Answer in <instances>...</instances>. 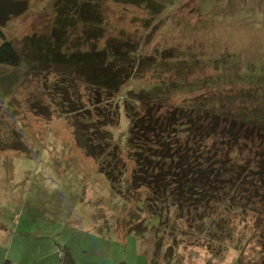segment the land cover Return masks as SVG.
<instances>
[{
    "label": "rangeland",
    "instance_id": "1",
    "mask_svg": "<svg viewBox=\"0 0 264 264\" xmlns=\"http://www.w3.org/2000/svg\"><path fill=\"white\" fill-rule=\"evenodd\" d=\"M61 1L25 0L26 11L4 26L6 40H0V62L11 64L15 46L25 38L50 36L56 5ZM149 1L156 0L100 1L102 38L92 46L100 50L111 38H115L113 44L138 43L135 56L147 61L121 88L114 103L102 99L98 105L103 115L115 119L106 130L119 146V161L125 165L119 170L125 183L121 191L131 181L135 167L123 147L131 123L122 101L127 92L163 83L176 85L172 107H187L214 96L234 98L240 91L236 87L230 90L217 82L204 88L199 81L216 74L211 63L227 54L241 59L240 68L248 62L264 63V0H158L162 6L156 13L149 9ZM72 28L70 33L78 37L85 27L78 22ZM78 48L91 49L90 45ZM22 58H16L15 63L19 64L15 68L21 73L20 82L11 96L0 101V264H63L67 252L74 264H262L258 263L263 259L258 242L249 238L251 232L245 229V216L227 204L221 207L216 203L204 217L199 213L189 216L185 206L182 210L173 207L163 223L155 219L150 223L146 212L129 208L132 201L115 191L99 173L96 162L75 144L70 123L78 117L87 123L85 115L65 117L70 102H64L56 76L47 70L49 65L35 70L38 61ZM159 59L168 61L169 66L157 64ZM182 84L192 87L186 89ZM74 88L66 90L70 97L75 93L80 97L83 106L77 105L78 109L94 113L96 108L89 100L95 101L96 92L84 85ZM239 103L235 99L227 103V109L235 110ZM103 115L95 117L103 121ZM59 185L71 192L70 196L64 193L69 199L72 193L79 195L68 216L69 203L51 204L60 200L51 198L52 192L62 196L54 189ZM133 193L132 197L145 201L150 192L142 187ZM215 214L223 215L227 223L237 222L232 241L223 239L218 227L223 221L216 220ZM251 216L246 218L255 224ZM135 230L142 231L143 237H136Z\"/></svg>",
    "mask_w": 264,
    "mask_h": 264
},
{
    "label": "trees",
    "instance_id": "2",
    "mask_svg": "<svg viewBox=\"0 0 264 264\" xmlns=\"http://www.w3.org/2000/svg\"><path fill=\"white\" fill-rule=\"evenodd\" d=\"M100 1L110 0H62L56 5L55 24L50 36L27 37L19 46L14 45L16 56L10 61L12 63L0 62V101L11 96L20 82L21 73L15 68L19 66L15 64L16 58L19 61H23L22 57L38 61L40 64L34 67L35 70L48 64L47 70L56 76L64 102H70L69 111L64 116L85 115L83 119L87 123L80 121L79 117L70 123L76 146L96 162L99 173L115 191L120 195L124 193L126 201H132L129 208L146 212L151 223L153 219L161 221L169 217L173 207L182 210L185 206L189 216L199 213L204 217L216 203L221 207L227 204L240 216H245L242 219L246 222L245 229L251 232L249 238L258 242L263 254L258 263L264 264V63L248 62L247 66L240 68L241 59L230 54L211 63L216 74L199 81L204 88H212L217 82L230 90L236 87L240 91L234 98L230 95L216 99L214 96L203 102L193 101L190 107L183 104V108L172 107L171 104L176 85L163 83L152 89L127 92L122 101L125 115L131 123L123 147L135 167L131 171V181L121 191L120 186L125 183L119 170L125 165L119 161V146L106 130L115 119L108 113L103 115L98 105L103 103L102 99L114 103V97L120 95L121 88L147 61L135 56L139 52L138 43L117 41L116 45L113 44L115 38H111L100 50L92 47L96 46L93 42L102 38ZM161 3L156 0L149 1L147 5L156 13L161 10ZM26 9L25 0H0V40H6L3 31L6 23ZM78 22L85 28L82 35L73 37L70 30ZM80 45H90L91 49L82 50L78 48ZM157 64L168 65V61L159 59ZM181 65L180 62L176 65L179 70ZM76 85H84L87 90L96 92L93 95L95 101L89 100L94 105L92 108H96L94 113L87 112V108L78 109L77 105L83 106L78 94L70 97L66 88ZM181 87L188 89L192 85L182 84ZM235 99L240 103L235 105V110H228L227 103H233ZM135 103L140 105L139 109ZM95 115H103V121ZM142 187L150 192L145 201L132 197L133 190L137 192ZM54 189L62 196L52 192L51 198L60 197L58 202L51 203L52 207L69 203L68 216L79 195L73 196L72 193L69 199L64 193L70 196L71 192L65 186L59 185ZM250 213L255 224L246 218ZM215 215L216 220L223 221L218 225L223 239L232 241L237 222L227 223L223 215ZM134 233L136 237H143L142 231L135 230ZM63 256V264H74L70 253Z\"/></svg>",
    "mask_w": 264,
    "mask_h": 264
},
{
    "label": "crops",
    "instance_id": "3",
    "mask_svg": "<svg viewBox=\"0 0 264 264\" xmlns=\"http://www.w3.org/2000/svg\"><path fill=\"white\" fill-rule=\"evenodd\" d=\"M11 264V263H10Z\"/></svg>",
    "mask_w": 264,
    "mask_h": 264
}]
</instances>
